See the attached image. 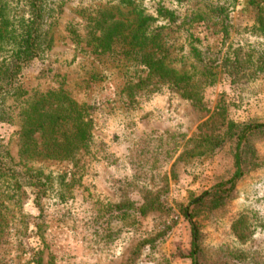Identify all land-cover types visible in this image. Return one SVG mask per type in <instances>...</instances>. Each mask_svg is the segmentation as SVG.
I'll list each match as a JSON object with an SVG mask.
<instances>
[{
    "label": "rangeland",
    "instance_id": "obj_1",
    "mask_svg": "<svg viewBox=\"0 0 264 264\" xmlns=\"http://www.w3.org/2000/svg\"><path fill=\"white\" fill-rule=\"evenodd\" d=\"M0 1L9 5L13 19L23 13L25 0ZM114 2L57 0L50 21V47L42 61L24 71L18 95L9 101L16 124L0 123V135L8 141L9 154L16 163L27 158L21 154L17 113L23 100L36 91L61 89L84 105L85 115L91 118L92 141L72 160L39 156L28 162L45 174H63L69 183L64 187V200L48 189L37 206L31 188L0 181V264H34L35 258L41 264H192L188 257L191 229L181 208L204 187L213 171L224 168V152L209 157L197 154L194 145L179 150L145 184L161 206L148 210L125 231L105 220L118 202L110 180L130 173L128 156L141 136L172 132L216 138L224 134L230 120L264 121V83L247 76L233 79L212 61L223 57L232 47L226 46L230 42L256 45L249 46L255 52L263 48L247 29L257 13L250 0L231 5L226 39L219 30L218 17L207 10L220 0H190L182 5L173 0H146L152 9L161 4L178 15L166 37L175 45L176 57L190 51L189 33H193L194 44L210 60L211 82L202 84L199 103L188 98L182 88L149 76L139 66H128L127 46L114 41L108 50L100 47L98 11ZM256 2L264 10V0ZM198 15L200 18L194 17ZM4 55L0 52V67ZM191 61L183 59L178 64L187 67ZM152 86L157 87L149 91ZM256 146L262 163L237 183L227 216L246 207L264 211V198L260 199L264 196V138L256 140ZM226 221L203 225V241L206 250L216 254L213 258L222 261L229 256L233 262L237 257L224 254L221 247L249 243L227 241ZM256 236L264 247V234Z\"/></svg>",
    "mask_w": 264,
    "mask_h": 264
},
{
    "label": "trees",
    "instance_id": "obj_2",
    "mask_svg": "<svg viewBox=\"0 0 264 264\" xmlns=\"http://www.w3.org/2000/svg\"><path fill=\"white\" fill-rule=\"evenodd\" d=\"M187 4L190 0H173ZM221 3L207 6L208 13L218 17L219 30L228 38L229 12L238 0H220ZM254 22L248 27L250 34L260 40L261 50L255 52L248 44L228 43L232 46L215 57L219 65L233 79L247 76L264 83V10L256 0ZM23 13L11 15L8 4L0 1V52L4 60L0 67V123L16 124L9 101L18 95L19 80L24 71L42 61L51 44L50 21L57 10V0H25ZM199 17L198 16H194ZM176 12L158 4L153 9L146 0H115L98 11L96 22L100 28L97 41L100 47L110 49L112 42L127 46V65L139 66L166 83L182 88L195 103L201 99L202 84L211 82L213 74L210 60L194 44L196 38L189 33L190 51L176 57L175 46L166 39L171 24H177ZM181 24H178L179 26ZM189 31V28H185ZM11 33L8 37L5 34ZM192 58L187 67L181 60ZM219 61V63H218ZM197 63L200 65L198 66ZM130 68V67H129ZM127 68V69H129ZM157 86H152L153 91ZM86 107L79 105L67 92L48 89L35 92L23 100L18 117V134L21 154L27 156L24 163H16L9 154L8 141L0 135V181L16 188H31L33 202L40 205L48 189L54 190L58 200L66 199L64 187L69 184L63 174L44 173L42 168L28 166V162L42 158L72 160L78 151L92 141L91 118L85 115ZM16 116V115H15ZM40 143L37 144V138ZM264 138V121L235 122L230 120L222 136L187 137L184 134L166 132L149 134L138 138L128 156L130 173L113 177L110 184L118 202L107 213L108 224L125 231L138 222L148 210L158 208L161 202L151 196L145 184L154 179L153 174L169 162L181 149L194 145L197 154L224 152L227 158L224 168L213 171L204 187L190 198L181 210L191 229L188 257L192 264H264V247L259 245L258 233L264 234V211L257 212L246 207L238 213L228 214L237 183L250 171L258 168L262 160L256 140ZM27 162V163H26ZM53 178V180H52ZM1 187V186H0ZM66 195V196H65ZM264 196H260L263 199ZM219 215V217H216ZM226 221V240L231 243H249V246H225L221 252L237 257L222 261L208 252L203 241L202 227L208 221ZM102 225V223H101ZM100 225V226H101ZM113 236V235H112ZM228 236V237H227ZM233 237L234 240H231ZM229 238V239H228ZM34 264H41L35 258Z\"/></svg>",
    "mask_w": 264,
    "mask_h": 264
}]
</instances>
